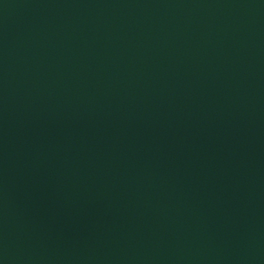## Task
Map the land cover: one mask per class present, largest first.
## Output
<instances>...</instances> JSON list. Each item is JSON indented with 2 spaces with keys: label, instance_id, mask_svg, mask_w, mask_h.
Returning <instances> with one entry per match:
<instances>
[{
  "label": "water",
  "instance_id": "1",
  "mask_svg": "<svg viewBox=\"0 0 264 264\" xmlns=\"http://www.w3.org/2000/svg\"><path fill=\"white\" fill-rule=\"evenodd\" d=\"M0 264H264V0H0Z\"/></svg>",
  "mask_w": 264,
  "mask_h": 264
}]
</instances>
